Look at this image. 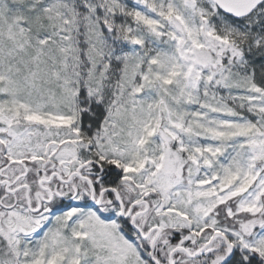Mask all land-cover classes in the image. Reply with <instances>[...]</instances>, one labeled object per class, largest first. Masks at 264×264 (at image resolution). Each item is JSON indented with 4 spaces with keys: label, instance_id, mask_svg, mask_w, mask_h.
I'll return each mask as SVG.
<instances>
[{
    "label": "snow or ice",
    "instance_id": "obj_1",
    "mask_svg": "<svg viewBox=\"0 0 264 264\" xmlns=\"http://www.w3.org/2000/svg\"><path fill=\"white\" fill-rule=\"evenodd\" d=\"M0 264H264V0H0Z\"/></svg>",
    "mask_w": 264,
    "mask_h": 264
}]
</instances>
